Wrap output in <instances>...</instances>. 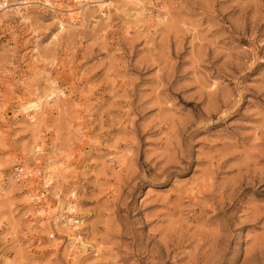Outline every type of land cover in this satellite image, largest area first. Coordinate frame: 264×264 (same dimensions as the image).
Instances as JSON below:
<instances>
[{
    "label": "rangeland",
    "instance_id": "374dc122",
    "mask_svg": "<svg viewBox=\"0 0 264 264\" xmlns=\"http://www.w3.org/2000/svg\"><path fill=\"white\" fill-rule=\"evenodd\" d=\"M2 1L0 264H264V0Z\"/></svg>",
    "mask_w": 264,
    "mask_h": 264
},
{
    "label": "bare ground",
    "instance_id": "6f19581e",
    "mask_svg": "<svg viewBox=\"0 0 264 264\" xmlns=\"http://www.w3.org/2000/svg\"><path fill=\"white\" fill-rule=\"evenodd\" d=\"M47 3H50V0H46ZM89 3V2H88ZM99 3V2H98ZM139 3V2H138ZM138 3H136L137 5H139ZM103 5V4H102ZM61 28L63 29L64 28V24L62 23L61 24ZM55 93V91H52L51 93L48 94V98H50L53 94ZM49 100V99H48ZM37 106L38 104H35L34 102L30 101L29 103H26L22 106V111L29 115V119L31 122H34L36 120V112H37ZM48 182V181H47Z\"/></svg>",
    "mask_w": 264,
    "mask_h": 264
},
{
    "label": "built area",
    "instance_id": "2783aa9c",
    "mask_svg": "<svg viewBox=\"0 0 264 264\" xmlns=\"http://www.w3.org/2000/svg\"><path fill=\"white\" fill-rule=\"evenodd\" d=\"M8 3L6 1H2L0 0V9L2 10L3 8H5V6L7 5Z\"/></svg>",
    "mask_w": 264,
    "mask_h": 264
}]
</instances>
